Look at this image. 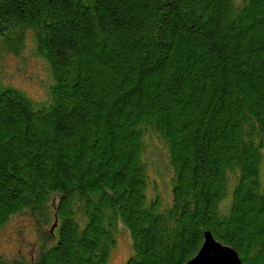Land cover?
Masks as SVG:
<instances>
[{"label": "trees", "instance_id": "obj_1", "mask_svg": "<svg viewBox=\"0 0 264 264\" xmlns=\"http://www.w3.org/2000/svg\"><path fill=\"white\" fill-rule=\"evenodd\" d=\"M28 35L50 84L0 80V227L54 208L31 264H107L119 225L124 264L207 231L264 264V0H0V55Z\"/></svg>", "mask_w": 264, "mask_h": 264}, {"label": "rangeland", "instance_id": "obj_2", "mask_svg": "<svg viewBox=\"0 0 264 264\" xmlns=\"http://www.w3.org/2000/svg\"><path fill=\"white\" fill-rule=\"evenodd\" d=\"M32 36L28 35L26 46L19 55L4 52L0 55V80L4 84L25 91L35 101L47 98L50 77L45 62L34 54ZM158 160V158L156 159ZM158 162V161H157ZM264 164V163H263ZM164 163L159 171L166 169ZM152 175H155L152 171ZM264 179V165L262 167ZM156 177V175H155ZM162 198L168 202L171 198L169 184L164 177H156ZM53 206V205H52ZM51 208L50 222L39 223L30 210L18 213L0 227V264H31L42 250L45 235L53 225L54 208ZM117 244L111 250L107 264H124L130 256L128 232L121 225L117 228Z\"/></svg>", "mask_w": 264, "mask_h": 264}, {"label": "water", "instance_id": "obj_3", "mask_svg": "<svg viewBox=\"0 0 264 264\" xmlns=\"http://www.w3.org/2000/svg\"><path fill=\"white\" fill-rule=\"evenodd\" d=\"M204 237L201 250L188 264H242L233 248L222 245L209 231L204 233Z\"/></svg>", "mask_w": 264, "mask_h": 264}]
</instances>
